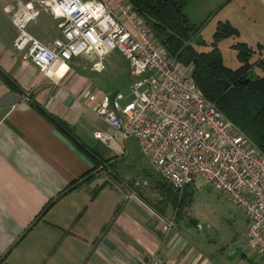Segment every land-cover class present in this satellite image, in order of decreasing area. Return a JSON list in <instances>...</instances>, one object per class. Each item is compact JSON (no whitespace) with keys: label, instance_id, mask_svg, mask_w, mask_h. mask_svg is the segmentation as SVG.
<instances>
[{"label":"crops","instance_id":"1","mask_svg":"<svg viewBox=\"0 0 264 264\" xmlns=\"http://www.w3.org/2000/svg\"><path fill=\"white\" fill-rule=\"evenodd\" d=\"M24 1L0 0V70L15 84L13 90L0 78V264H145L153 252L162 264H214L174 224L162 229L166 206L156 212L143 191L115 175L95 183L101 166L82 181L93 166L86 147L96 148L103 159L123 150L95 138L98 131L111 129L94 114V103L80 99L88 85L87 59L76 57L45 72L20 60L3 8ZM241 3L257 7L264 25V1ZM28 31L44 44L59 36L56 20L42 10ZM36 106L62 121L69 133L55 128ZM149 180L148 175L141 178L142 188ZM152 187L163 202V188ZM240 251L242 264L261 263L257 254L248 263Z\"/></svg>","mask_w":264,"mask_h":264},{"label":"built area","instance_id":"2","mask_svg":"<svg viewBox=\"0 0 264 264\" xmlns=\"http://www.w3.org/2000/svg\"><path fill=\"white\" fill-rule=\"evenodd\" d=\"M264 1V0H262ZM20 60L45 72L83 57L95 69L111 50L125 59L130 93L111 96L87 85L80 99L111 133L95 138L110 149L133 139L152 171L179 195L201 182L221 192L247 217L243 239L264 264V154L207 100L189 69L171 58L144 20L122 0H25L7 4ZM38 10L56 20L59 36L44 44L28 31ZM171 220L164 221L167 230ZM145 264H162L158 252Z\"/></svg>","mask_w":264,"mask_h":264},{"label":"rangeland","instance_id":"3","mask_svg":"<svg viewBox=\"0 0 264 264\" xmlns=\"http://www.w3.org/2000/svg\"><path fill=\"white\" fill-rule=\"evenodd\" d=\"M224 1L185 0L182 12L190 23L203 22L202 27L190 41L198 51L209 49L211 34L217 21L227 20L236 29V37H224L217 42L223 63L233 68L237 61L230 45L236 40L244 41L253 50L250 61H255L259 55L264 54V25L261 23L263 14L254 5H244L241 0H232L229 3ZM107 3L110 7L115 5ZM92 63L93 61H85L83 69L88 85L109 96L117 91L123 96L130 93L131 77L128 66L118 51L111 50L95 69L90 68ZM261 73L263 71L253 67L250 75ZM117 143L123 150L122 154L118 155L110 166H105L101 170L95 183H101L106 175H115L146 193L155 208L162 209L166 206L162 210L167 221L171 220V225L174 224V228L179 229L180 233L205 253L214 264H242L244 258L240 257L239 252H242L240 248L246 252L248 263L255 261L257 257L255 251L248 243L243 242L247 217L225 195L201 182L190 184L187 187L188 198L178 209L177 214V208L174 209L169 204L165 205L162 200L156 199L152 185L162 190L163 181L154 177L136 142L133 139H120ZM86 144L91 145L90 141ZM144 175H148L150 179L145 189L142 188L144 184L141 182Z\"/></svg>","mask_w":264,"mask_h":264},{"label":"trees","instance_id":"4","mask_svg":"<svg viewBox=\"0 0 264 264\" xmlns=\"http://www.w3.org/2000/svg\"><path fill=\"white\" fill-rule=\"evenodd\" d=\"M122 1L127 2L144 20L167 54L179 64L188 67L192 80L204 97L213 102L216 108L264 154V58L258 57L255 61H250L253 50L244 41L236 40L230 47L235 52L237 65L231 68L223 63L217 42L224 37L237 36L236 29L227 20L216 22L209 49L198 51L190 41L202 27L203 22L198 24L189 22L182 12L185 0ZM226 1L228 0L224 3ZM253 67L259 68L263 73L250 75ZM0 78L11 89H15V84L1 70ZM36 108L55 128L69 133V129L62 121L41 108L37 106ZM83 152L91 159L93 166L83 175L85 179L82 181L92 177L93 171L99 166L104 169L116 159V156L103 159L97 149L90 146ZM162 185L163 202L174 209L177 208L178 214V209L188 198V186L178 195L168 184L162 182ZM71 187L72 183L67 190ZM53 200H48L43 209ZM152 208L158 212L155 207Z\"/></svg>","mask_w":264,"mask_h":264}]
</instances>
